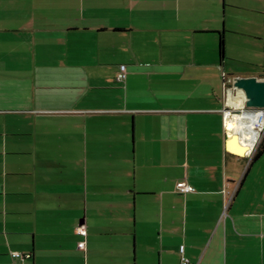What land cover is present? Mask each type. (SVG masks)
I'll use <instances>...</instances> for the list:
<instances>
[{
	"label": "crops",
	"instance_id": "crops-1",
	"mask_svg": "<svg viewBox=\"0 0 264 264\" xmlns=\"http://www.w3.org/2000/svg\"><path fill=\"white\" fill-rule=\"evenodd\" d=\"M223 72L264 75V0H0V264H264Z\"/></svg>",
	"mask_w": 264,
	"mask_h": 264
},
{
	"label": "built area",
	"instance_id": "built-area-1",
	"mask_svg": "<svg viewBox=\"0 0 264 264\" xmlns=\"http://www.w3.org/2000/svg\"><path fill=\"white\" fill-rule=\"evenodd\" d=\"M126 74H127V66H126V63L125 62H119L118 63V66L115 70V79L117 81H122L125 79L126 77ZM233 80H234V76H230L228 77L224 72L222 73V86L224 88V96H225V99H226V104L225 106L223 107V115L224 117H226L227 115H229L231 113V111H234V110H245V111H249V110H259L260 113H264V106H249V105H246L245 104V99H244V104L243 106L239 107L238 109L237 108H234L232 103L229 102L227 100V88L231 87L232 88V91H236V88L237 86H235L233 84ZM257 129H258V133L254 139V141L251 143V145L249 146V148L246 150L245 156L247 157H250L252 155V151L254 150V148L256 147L259 139H260V135H261V130L263 129L264 127V123L261 124V126H258L256 125ZM190 185L184 180V179H179L176 181V188L177 190L179 191H182V192H185L187 190L190 189ZM233 195V192L229 193L227 192L225 195H224V200H223V210L226 209V207L228 206L229 202H230V199ZM77 231L83 235H85L86 233V230H85V227L83 225V223L77 225ZM84 238L80 239L77 241V244L81 247H84ZM184 247H185V244L184 242H180L178 244V253H179V261H180V264H195L193 262L190 261V259L188 258V256L185 254L184 252ZM11 254L14 258V261L12 264H21L17 259L22 257L23 255L25 254H28V253H24L18 249H13L11 250Z\"/></svg>",
	"mask_w": 264,
	"mask_h": 264
},
{
	"label": "bare ground",
	"instance_id": "bare-ground-1",
	"mask_svg": "<svg viewBox=\"0 0 264 264\" xmlns=\"http://www.w3.org/2000/svg\"><path fill=\"white\" fill-rule=\"evenodd\" d=\"M244 99L245 93L240 87L237 86L236 91H232L231 87L227 88V100L232 103L234 108L238 109L243 106ZM225 118L228 130L238 133L240 141L243 143L239 144V137L231 133L229 148L241 155L245 154L258 133L256 125L261 126L264 123V113H260L257 109L249 111L234 110Z\"/></svg>",
	"mask_w": 264,
	"mask_h": 264
},
{
	"label": "water",
	"instance_id": "water-1",
	"mask_svg": "<svg viewBox=\"0 0 264 264\" xmlns=\"http://www.w3.org/2000/svg\"><path fill=\"white\" fill-rule=\"evenodd\" d=\"M233 84L235 86L240 87L244 91L246 105L264 106V75H258V74L234 75ZM228 133L230 134V132ZM227 147L230 151H233L229 148L228 141H227ZM233 152L238 155H241L235 151Z\"/></svg>",
	"mask_w": 264,
	"mask_h": 264
},
{
	"label": "trees",
	"instance_id": "trees-1",
	"mask_svg": "<svg viewBox=\"0 0 264 264\" xmlns=\"http://www.w3.org/2000/svg\"><path fill=\"white\" fill-rule=\"evenodd\" d=\"M222 51H223V37H222V33L219 31V53H220V55H222ZM263 150H264V137L261 140V142L259 143V145H258L256 151L254 152L253 156L251 157L247 168L249 167V164L252 163L262 153Z\"/></svg>",
	"mask_w": 264,
	"mask_h": 264
},
{
	"label": "rangeland",
	"instance_id": "rangeland-1",
	"mask_svg": "<svg viewBox=\"0 0 264 264\" xmlns=\"http://www.w3.org/2000/svg\"><path fill=\"white\" fill-rule=\"evenodd\" d=\"M258 75H259V74H258ZM263 137H264V127H263V129L261 130L260 139H259V141H258L256 147H255L254 150L252 151V155H251L250 157H247V156L243 155V160L245 161L246 165H248V163H249L251 157L253 156L254 152L256 151V149H257L259 143L261 142V140L263 139ZM254 162H255V163H259V164H261V165L264 167V151H262V153H261V154H260L255 160H254ZM263 173H264V171H263ZM248 178H250L249 175H248Z\"/></svg>",
	"mask_w": 264,
	"mask_h": 264
}]
</instances>
